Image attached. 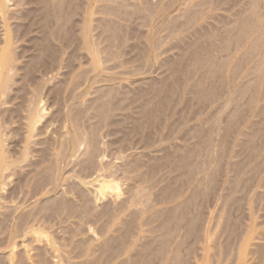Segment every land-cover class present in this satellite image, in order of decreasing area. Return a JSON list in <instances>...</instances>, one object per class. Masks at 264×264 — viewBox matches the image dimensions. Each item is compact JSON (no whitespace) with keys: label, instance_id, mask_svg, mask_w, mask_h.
Here are the masks:
<instances>
[{"label":"rangeland","instance_id":"rangeland-1","mask_svg":"<svg viewBox=\"0 0 264 264\" xmlns=\"http://www.w3.org/2000/svg\"><path fill=\"white\" fill-rule=\"evenodd\" d=\"M5 2L0 264H264V0Z\"/></svg>","mask_w":264,"mask_h":264},{"label":"bare ground","instance_id":"bare-ground-1","mask_svg":"<svg viewBox=\"0 0 264 264\" xmlns=\"http://www.w3.org/2000/svg\"><path fill=\"white\" fill-rule=\"evenodd\" d=\"M17 1V0H16ZM19 2V1H18ZM17 4V3H16ZM6 2H5V0H0V22H1V20H3V22H4V24H5V21H4V19H5V13H6ZM2 24V23H1ZM4 26V25H3ZM88 31V30H87ZM3 33H5V31L3 30ZM16 34V33H15ZM87 35V34H86ZM9 33L6 31V38H5V41L3 42V44H2V46H1V48H0V50H1V52H0V80L1 79H3V78H5V70L10 66L9 65V63L11 62V56H9L11 53H9V43L11 42L10 41V39H9ZM10 41V42H9ZM5 43V44H4ZM11 44V43H10ZM3 81L4 80H2V83L0 82V94L2 93V95H3V93H4V91L5 90H3V92H2V88H4V84L5 83H3ZM4 104V103H3ZM34 107V106H33ZM2 109V108H1ZM5 109V108H4ZM32 109V108H31ZM1 111V110H0ZM32 111V110H31ZM29 112V111H28ZM35 113V112H34ZM36 114V113H35ZM33 117V116H32ZM31 117V118H32ZM1 125L2 124H0V130H1ZM3 126V125H2ZM7 134V133H6ZM4 135V134H3ZM2 135L0 134V187H1V185L3 184V182H4V178H5V175L7 174H5L4 173V171H5V169H7V168H9V166L7 167L6 165H5V163H6V155L7 154H5L6 152V150H4L3 148H2V145H3V142L2 141H4V139L1 137ZM5 144V143H4ZM8 162V161H7ZM7 167V168H6ZM9 173V172H8ZM6 177H8L7 175H6ZM107 185V184H106ZM106 185H104V186H106ZM107 186H109V185H107ZM4 187V186H3ZM2 187V188H3ZM110 187V186H109ZM2 188H0L1 190H2ZM3 191H4V188H3ZM2 196V195H1Z\"/></svg>","mask_w":264,"mask_h":264}]
</instances>
